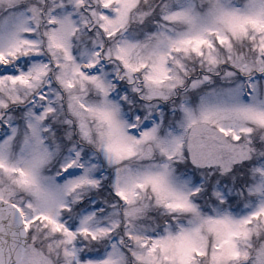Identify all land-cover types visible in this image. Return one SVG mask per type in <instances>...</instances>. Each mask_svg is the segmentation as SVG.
I'll return each instance as SVG.
<instances>
[{
    "label": "snow or ice",
    "instance_id": "obj_1",
    "mask_svg": "<svg viewBox=\"0 0 264 264\" xmlns=\"http://www.w3.org/2000/svg\"><path fill=\"white\" fill-rule=\"evenodd\" d=\"M0 264H264V0H0Z\"/></svg>",
    "mask_w": 264,
    "mask_h": 264
}]
</instances>
